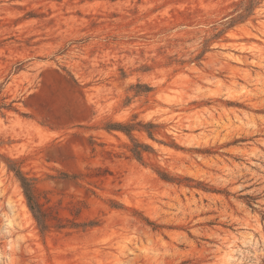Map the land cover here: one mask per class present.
Returning <instances> with one entry per match:
<instances>
[{
    "label": "rangeland",
    "instance_id": "obj_1",
    "mask_svg": "<svg viewBox=\"0 0 264 264\" xmlns=\"http://www.w3.org/2000/svg\"><path fill=\"white\" fill-rule=\"evenodd\" d=\"M238 1L0 0V264H264V0ZM135 122L143 160L107 129ZM8 159L98 224L41 234Z\"/></svg>",
    "mask_w": 264,
    "mask_h": 264
},
{
    "label": "trees",
    "instance_id": "obj_2",
    "mask_svg": "<svg viewBox=\"0 0 264 264\" xmlns=\"http://www.w3.org/2000/svg\"><path fill=\"white\" fill-rule=\"evenodd\" d=\"M263 0H240L237 2L238 8L230 14V25L236 23H241L247 20L254 12L255 8L261 4ZM155 124L152 122H135V123H111L108 124L107 129H118L128 133L133 140L134 144L131 148L133 156L139 160H143L144 152L151 149L150 145L140 142L135 139L132 135L133 130H144L150 136H153V128ZM8 167L13 171L16 177L20 180L21 186L23 188L25 197L27 199L28 207L30 208L41 234L46 235L53 227L57 229H63L66 227L70 228H86L93 227L98 224L96 220H90L88 222L77 221L76 219L64 220L58 216L53 215L40 198V194L36 187V182L34 178L28 177L18 166V164L10 159H8ZM161 177L167 181H175L176 178L171 176L168 172L159 171ZM76 178L77 176H71ZM152 223L153 222H149Z\"/></svg>",
    "mask_w": 264,
    "mask_h": 264
}]
</instances>
